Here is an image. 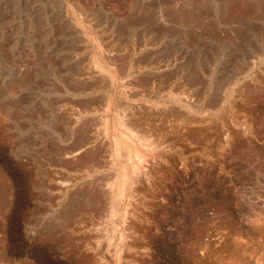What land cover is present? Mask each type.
<instances>
[{
    "label": "rangeland",
    "instance_id": "obj_1",
    "mask_svg": "<svg viewBox=\"0 0 264 264\" xmlns=\"http://www.w3.org/2000/svg\"><path fill=\"white\" fill-rule=\"evenodd\" d=\"M88 40L128 51L147 44L180 56L192 68L196 63L204 68L194 85L204 98V130L174 139L176 161L189 160V172L179 175L185 178L173 174V186L193 198V208L181 220L171 206L153 202L156 226L145 233V243L154 249V258H141L139 264H164L169 258L170 264H264V0H0V259L7 260L0 262L34 264V249L44 245L49 247L45 264H92L83 246L90 238L80 228L90 215L83 210L65 229L61 214L56 216L59 210L51 213L44 207L45 174L51 169L63 174L70 164L37 166L57 162L49 155L54 142L61 140L56 130L60 120L53 113L57 101L80 102L92 96L100 104L107 91L103 71L93 68L92 78L82 80L80 71L90 58L84 46ZM126 78L116 74L113 97L121 96ZM86 81L95 87L89 96L90 90L80 87ZM95 113L90 118L100 130L101 108ZM22 146L31 153L32 163L22 157ZM15 189L23 205L21 218L27 214L33 229L30 236L22 220L14 218ZM200 219L203 263L194 249ZM113 221L120 225L116 218L107 222L111 238Z\"/></svg>",
    "mask_w": 264,
    "mask_h": 264
},
{
    "label": "bare ground",
    "instance_id": "obj_2",
    "mask_svg": "<svg viewBox=\"0 0 264 264\" xmlns=\"http://www.w3.org/2000/svg\"><path fill=\"white\" fill-rule=\"evenodd\" d=\"M86 43L84 46L89 47L90 58L88 57L87 61L89 63L82 67L83 70L79 68L83 71H80L83 74L82 80L89 81L92 78L93 68H96L97 72L103 71V75H107L104 78L108 79V82L107 79L105 80L108 85L103 82L108 88L105 87L107 91L104 90L105 94L100 104H95L97 98L89 96V93L95 88L91 83L93 81H90L91 84L86 81V86L80 85L83 91L90 90L89 97H86L85 101L77 102V99L75 100L77 103L75 101L74 103L61 97L64 101H57L56 111L52 107V111L53 109L55 111L53 112L54 117L58 121L60 120V128H56V130H60L61 140L54 142L51 149L49 148V155L53 156L58 163L45 160V163L37 162V166L42 164L57 166L59 163L63 166L68 163L70 167L65 165L69 168L67 171L64 170L63 174H57L58 171L53 174L54 170L51 172L52 169L51 171L49 169V173L45 174V181H42V186H44L42 192H45L48 201L44 207L45 211L51 213L59 210V215H54L60 216L61 214L60 226H64V228L69 220L72 221L71 217L79 220L83 210L90 215L88 223L81 226L80 222L78 225L81 226V232L89 235L90 240L86 241L83 246L90 255L89 260L91 258L92 264H139L141 258H154L152 252L154 249L151 250L147 246L148 242L145 243L147 238H145V233L153 228L152 226L154 228L156 226L151 219L154 209L153 202L160 201V205L171 206L173 213H180L181 220H184L183 217L186 212L189 213L188 209L192 206L193 198L183 194V191L182 193L176 192L177 190L173 186L175 185L173 174L179 176L189 172V160L182 158V161H176L177 143L174 139H187L190 133H193L192 131L202 132L204 130V98L199 97L198 91L195 90L197 87L194 86L201 78L199 76H202L204 68L202 65L199 67L198 63L192 68L193 64L191 65L186 60L180 61V56H176L177 59L174 54L173 57L167 51L149 48L147 44L138 48L133 47V49L130 47L128 51L116 49L103 42L102 45L98 44L97 46L89 40ZM94 43L96 42L94 41ZM116 72L127 78L121 83V96L113 97L111 91L115 90ZM172 76H176V79L171 80ZM74 78L76 79V75ZM77 80L79 79L77 78ZM102 84L98 85L102 87ZM97 101L99 102V100ZM100 108L102 110L101 128L98 130L94 127L96 120L93 123L90 116L93 113L96 114V109L100 110ZM23 144H25L24 141ZM178 149L180 148L178 147ZM20 152L23 156L18 152H16V156H22L32 163V156L27 147L21 149ZM44 154L45 159L50 160L46 152ZM27 172L25 171V173ZM24 175L23 177H25ZM182 177L185 178V176ZM182 177L179 176V178ZM21 179L23 180V178ZM18 180L20 179L18 178ZM15 182L18 183L17 178L14 184ZM160 184L163 185L158 187ZM26 189L28 191V188ZM27 191L25 192L27 193ZM18 193L17 189L12 193L14 218L22 220L21 227L24 228L25 235L30 236V231L33 229H30L28 220L25 219L27 214L21 218L20 208L23 205H20L21 198H18ZM203 210L199 209L200 215L204 214ZM113 218H116V222L120 225H116L114 221V224L111 223L115 229L111 238V233H108L111 228L107 230V226ZM202 218L204 219V217ZM200 220L199 226L196 225L199 229L194 231V249L195 253L197 252L196 258L199 260L197 261L203 263L204 225L202 219ZM108 221L109 223H107ZM76 227L78 226L76 225ZM80 228L78 227V229ZM156 229L158 230L157 227ZM18 232L19 230L17 234ZM65 234L67 235V233ZM36 247H34V251H38V255H33L38 259L33 258L34 264H45L44 258L49 247L45 248L44 245ZM169 261L166 262L169 263ZM5 262H0V264Z\"/></svg>",
    "mask_w": 264,
    "mask_h": 264
}]
</instances>
